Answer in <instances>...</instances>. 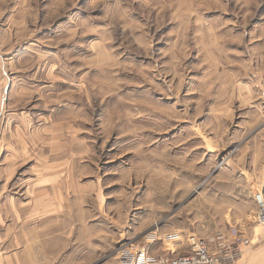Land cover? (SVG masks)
I'll return each instance as SVG.
<instances>
[{
    "label": "rangeland",
    "instance_id": "374dc122",
    "mask_svg": "<svg viewBox=\"0 0 264 264\" xmlns=\"http://www.w3.org/2000/svg\"><path fill=\"white\" fill-rule=\"evenodd\" d=\"M0 65V166L18 218L44 225V264L254 228L264 0H0Z\"/></svg>",
    "mask_w": 264,
    "mask_h": 264
},
{
    "label": "built area",
    "instance_id": "2783aa9c",
    "mask_svg": "<svg viewBox=\"0 0 264 264\" xmlns=\"http://www.w3.org/2000/svg\"><path fill=\"white\" fill-rule=\"evenodd\" d=\"M255 201L254 228L233 225L228 234L219 232L213 244L190 229L152 231L146 246L135 252L124 251L121 264H234L241 258V246H253L264 239V193H256ZM158 241L163 251L152 255L150 248Z\"/></svg>",
    "mask_w": 264,
    "mask_h": 264
},
{
    "label": "crops",
    "instance_id": "0c3cea01",
    "mask_svg": "<svg viewBox=\"0 0 264 264\" xmlns=\"http://www.w3.org/2000/svg\"><path fill=\"white\" fill-rule=\"evenodd\" d=\"M3 71L8 75L7 69H3ZM13 90L14 84L9 79L4 89L5 98L1 102L2 109L5 99ZM3 131L5 132L6 129ZM4 132L3 134H5ZM9 166L7 164L0 166V264H44V225L39 224V222L29 224L18 218L26 210L24 208L27 207H22V205L19 209L14 208L15 196L12 194L11 186L8 188L9 184L12 185V168ZM255 206L254 195L252 209ZM39 208L41 207L33 209L39 212L36 210ZM55 232L58 233L59 230L57 229ZM53 237L54 234L49 239ZM243 264H264V243L247 251Z\"/></svg>",
    "mask_w": 264,
    "mask_h": 264
}]
</instances>
